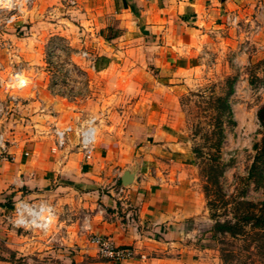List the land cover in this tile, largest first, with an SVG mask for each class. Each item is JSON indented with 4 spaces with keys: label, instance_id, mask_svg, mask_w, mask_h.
Returning a JSON list of instances; mask_svg holds the SVG:
<instances>
[{
    "label": "crops",
    "instance_id": "0c3cea01",
    "mask_svg": "<svg viewBox=\"0 0 264 264\" xmlns=\"http://www.w3.org/2000/svg\"><path fill=\"white\" fill-rule=\"evenodd\" d=\"M59 1L35 0L34 17L41 10L61 5ZM75 2L74 8L90 18L84 20L87 30L97 29L92 22L96 17H113V23L100 25L101 33L105 28L112 31L105 39L99 36L107 45V69L95 73L118 83L95 106L96 140L88 160L79 148L66 145L68 140L77 144L76 131L88 119L77 125L66 118L57 126L62 116L38 111L46 107L38 105L43 98H32L30 91L20 94L21 113L29 114L40 128L70 125L74 131L67 135L65 145L48 151L46 134L25 136L14 129L11 120L0 124L7 139L5 152H0V264H16L12 258L17 249L16 230L7 223L6 215L19 199L45 200L58 213L65 208L46 238L50 243L57 241L54 250L49 248L61 259L54 264H219L212 249L198 242L203 197L193 182L190 147L176 133L182 121L178 108L174 102L160 106L144 96L175 92L192 71L204 28L224 27L231 16L253 12L261 0ZM19 23L9 25L4 39L11 43L12 53H21L26 59L33 52L21 47L13 32V25ZM30 60L38 62L35 57ZM0 63H7L2 49ZM147 64L154 72L145 71ZM149 77L153 92L147 90ZM129 93L137 101L122 106V114H116L113 101L117 95ZM130 111L134 113L131 117ZM133 162L139 166L137 178L118 194L123 169ZM85 214L87 221L82 217ZM81 223L89 229H79ZM91 234L131 248L133 256L123 260L101 256L90 241Z\"/></svg>",
    "mask_w": 264,
    "mask_h": 264
},
{
    "label": "rangeland",
    "instance_id": "374dc122",
    "mask_svg": "<svg viewBox=\"0 0 264 264\" xmlns=\"http://www.w3.org/2000/svg\"><path fill=\"white\" fill-rule=\"evenodd\" d=\"M60 2L61 5L41 10L37 13L38 17H34V4L24 21H18L23 30L14 34L21 47H28L33 52L26 59L19 53L31 83L18 95L30 91L32 98H43L38 105L45 104L46 107H40L38 111L48 110L51 115H61L57 126L63 125L66 118L80 125L96 113L99 97L106 98L108 90L118 83V80H109L95 73L107 69V45L102 39L111 35L112 31L105 28L101 33L103 27L100 25L113 23V17H96L92 22L97 23V29L90 31L85 29L84 23L85 19L90 20L88 16L81 14L68 0ZM259 6L257 3L248 15L237 14L236 23L227 20L224 27L204 28L199 34L195 60L187 80L178 83L180 86L174 89L175 92H154L144 96L160 106L163 103L170 106L174 102L178 108L182 121L176 133L190 147L193 182L203 197L204 214L198 242L212 249L219 264H225L223 259L227 264H264V241L255 240V219L241 220L243 215L264 214V168L259 184L255 183V175L250 174L264 131L257 117L258 109L264 106L262 0ZM253 21L260 24L259 31L252 27ZM84 51L88 57L81 56ZM32 57L38 62L31 61ZM143 68L149 73L155 70L150 64ZM227 78H233L230 85ZM146 82L147 90L153 92L150 77ZM230 88L232 92L227 97L230 114H220L221 99ZM136 99L131 93L117 95L113 101L115 113L121 115L122 106L133 104ZM22 105L20 97L18 108L11 112L9 118L14 129L25 136L46 134L50 140L46 146L50 151L56 125L52 124L48 129L38 127L39 123H34L29 114L21 113ZM129 114L130 117L134 115L131 111ZM70 144L72 148H78L76 143L68 140L66 145ZM214 175H217L214 182L206 181L207 177ZM61 212H56V220L46 232L14 228L18 241L12 258L16 264H54L61 261L57 253L53 254L49 249L52 247L54 250L57 241L50 243L46 239L58 215L65 214V208H61ZM82 217L84 220L87 214ZM237 219L242 231L239 234H214L212 231L216 221L234 223Z\"/></svg>",
    "mask_w": 264,
    "mask_h": 264
},
{
    "label": "built area",
    "instance_id": "2783aa9c",
    "mask_svg": "<svg viewBox=\"0 0 264 264\" xmlns=\"http://www.w3.org/2000/svg\"><path fill=\"white\" fill-rule=\"evenodd\" d=\"M61 3V2H60ZM68 3L74 5L75 0H68ZM35 4V0H0V49L6 53L7 63H0V124L9 120L11 112L15 111L20 104V96L18 92L27 86L30 77L27 75L25 62L19 55L12 53V45L4 39V34L7 32L9 25L16 21H24ZM260 7V6H259ZM228 20L236 23L237 16H231ZM253 28L259 31L261 26L253 21ZM21 25H13V32H21ZM82 57H88L86 51L81 53ZM93 63V62H92ZM91 63V67L94 65ZM96 117L91 116L86 121L85 126L80 127L76 131L77 146L80 149L85 160L92 157L95 135H96ZM73 128L70 125L55 127L53 129L54 145L52 151H56L65 145L67 135L71 133ZM7 148V139L3 131L0 130V152H5ZM124 192V187L119 186L118 194ZM56 220V211L54 205L45 201H31L25 199L17 200L12 208V211L6 215L7 223L13 228L26 230H40L46 232L51 229ZM87 221V217L84 218ZM79 229L86 230L83 224L79 225ZM90 241L97 246L98 253L103 257H108L113 260H123L133 256L131 248H122L115 246L112 240L104 236L91 234Z\"/></svg>",
    "mask_w": 264,
    "mask_h": 264
},
{
    "label": "trees",
    "instance_id": "16d2710c",
    "mask_svg": "<svg viewBox=\"0 0 264 264\" xmlns=\"http://www.w3.org/2000/svg\"><path fill=\"white\" fill-rule=\"evenodd\" d=\"M231 80H233V78H227V82L231 83ZM232 92V89L230 88L227 92V94L224 96L223 99H221V111L220 114H222L223 112H226L228 114H230V107L227 101V97L228 95ZM257 117L258 120L262 126V128L264 129V106L260 107L257 111ZM193 151H196V149ZM264 168V131L262 132V137H261V141L259 146H257V151L256 154L254 156L253 159V163L250 167V174L251 175H255V183H260L261 182V178H262V170ZM219 173V171H218ZM217 175H214L212 177H207L210 181L215 180V177ZM214 182V181H213ZM250 218H254L255 219V240H262L264 241L263 237H264V214H258V215H254V214H248V215H243L241 217L242 221H248ZM239 219L236 220V222L234 223H230L229 221H216L213 226H212V231L214 232V234L216 233H229L230 235H236L241 233V229H240V224H239ZM262 246V245H261ZM260 247V246H259ZM223 263L227 264V261L225 259H223Z\"/></svg>",
    "mask_w": 264,
    "mask_h": 264
},
{
    "label": "water",
    "instance_id": "95a60500",
    "mask_svg": "<svg viewBox=\"0 0 264 264\" xmlns=\"http://www.w3.org/2000/svg\"><path fill=\"white\" fill-rule=\"evenodd\" d=\"M138 169L139 166L137 162H133L130 166H127L123 169V172L121 174V182L124 188L132 186L137 178Z\"/></svg>",
    "mask_w": 264,
    "mask_h": 264
}]
</instances>
